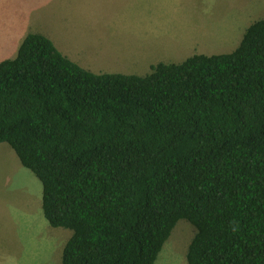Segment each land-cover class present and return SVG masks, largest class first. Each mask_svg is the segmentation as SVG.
Masks as SVG:
<instances>
[{
	"label": "trees",
	"instance_id": "1",
	"mask_svg": "<svg viewBox=\"0 0 264 264\" xmlns=\"http://www.w3.org/2000/svg\"><path fill=\"white\" fill-rule=\"evenodd\" d=\"M71 230L61 264H155L179 219L187 264H264V17L229 53L94 73L27 33L0 61V143Z\"/></svg>",
	"mask_w": 264,
	"mask_h": 264
},
{
	"label": "rangeland",
	"instance_id": "2",
	"mask_svg": "<svg viewBox=\"0 0 264 264\" xmlns=\"http://www.w3.org/2000/svg\"><path fill=\"white\" fill-rule=\"evenodd\" d=\"M178 4L179 8L173 13L176 37L184 40L189 34L192 41H197L199 48L203 45L207 48L205 55L232 52L246 27L264 17V0H180ZM97 9L91 3L78 0H0V61L16 56L27 33H37L40 27L46 30L49 26V32L60 34L61 25L67 20L93 22ZM51 11L58 18L52 19L49 16ZM163 20L170 27L171 20ZM18 29L20 33L14 34ZM101 29L102 32L96 34V41L102 42L96 56L125 59L123 68L110 69L116 72L144 76L148 72L145 73L146 68L141 65L144 62L142 52L157 51L160 47L168 46L166 40L160 41L156 35L150 34L143 42L126 39L135 45L127 46L125 43L124 47L133 49L116 50L111 41L119 38L118 35L111 34V26H96L92 31ZM133 59L141 66L126 69L125 66ZM184 60L177 58L172 62ZM102 68L108 71L110 67ZM41 198L40 180L21 164L8 143H0V245L2 248L5 245H25L27 252L22 251L24 264H35V261L36 264H61L62 247L72 232L48 223L43 215ZM195 233L196 228L192 223L179 219L164 242L155 264H187L186 254ZM11 253L14 252L1 250L0 264H12L5 259Z\"/></svg>",
	"mask_w": 264,
	"mask_h": 264
},
{
	"label": "crops",
	"instance_id": "3",
	"mask_svg": "<svg viewBox=\"0 0 264 264\" xmlns=\"http://www.w3.org/2000/svg\"><path fill=\"white\" fill-rule=\"evenodd\" d=\"M179 1L180 0H78V2L91 3L95 8H98L94 11L96 13H94L93 22L75 20L69 22V20H67L62 23L60 34L49 32V26L46 30L40 27L36 32L47 36L61 53L94 73H117L110 69L114 67L123 68L122 63L125 60L105 55L96 56V52L101 50L100 45L102 43L96 41V34L101 33L102 29L92 31L96 26H111L113 28L110 30L111 34H117L119 37L111 41L113 48L116 50L133 49L132 47H124L125 43L127 46L130 44L132 46L135 45V43L129 42L126 39H132L133 41L141 40L143 42L150 34H154L158 40H166L168 46L160 47L157 51L151 50L148 52L146 50L142 52L144 62L141 63V65L145 66V73H150L151 66L159 62L174 63L172 60L177 58L186 59L194 54H204V51L207 50L204 45L199 48L198 44H196L197 41H192L189 34L184 40L176 37V23L173 13L179 8ZM49 14L52 19L58 18V15H55L53 11L49 12ZM163 18H169L171 20L172 23L170 27ZM151 25H155V27L150 28ZM18 30L14 31V34H19L20 30ZM14 34L11 36L13 37ZM149 54L150 56H148ZM138 64L139 63L133 59L125 68L129 69L131 67L141 66ZM102 67L110 68L108 71H104ZM119 73L134 74L128 72ZM26 249L25 245H5L3 248L2 245H0V251L14 252L5 256V259L12 264H24L23 259L25 260V257L22 251L26 253ZM30 252H32V250H30ZM4 263L7 262L4 261Z\"/></svg>",
	"mask_w": 264,
	"mask_h": 264
}]
</instances>
